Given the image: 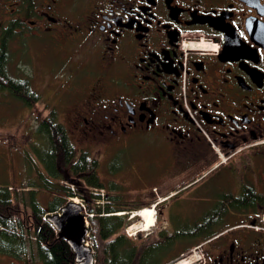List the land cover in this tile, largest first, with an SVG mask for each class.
<instances>
[{"label":"flooded vegetation","instance_id":"flooded-vegetation-1","mask_svg":"<svg viewBox=\"0 0 264 264\" xmlns=\"http://www.w3.org/2000/svg\"><path fill=\"white\" fill-rule=\"evenodd\" d=\"M6 76L80 87L45 111L77 150H139L165 227L202 219L200 264H264V0H0Z\"/></svg>","mask_w":264,"mask_h":264},{"label":"trees","instance_id":"trees-1","mask_svg":"<svg viewBox=\"0 0 264 264\" xmlns=\"http://www.w3.org/2000/svg\"><path fill=\"white\" fill-rule=\"evenodd\" d=\"M0 89H7L24 105L34 106L37 110L39 124L36 136L39 138L46 135L49 143L46 156L42 159L45 173L38 174L42 186L54 193L47 206H43L36 197L33 178L27 184L29 188L23 189L24 185L15 187H21L20 191H11L8 183H0L1 254L22 256L27 251L29 241L33 240L34 253L42 264H75V255L66 239L60 237L46 219L48 211L59 210L67 201L66 196L73 195L81 197L86 211L92 213L87 220L94 264H164L201 240V228H189L201 226L198 224L202 221L201 218L178 222L171 217L172 225L168 230L162 229L144 236L142 233L136 236L126 235L124 227L129 222L127 215L111 214L120 209L115 203H111L117 196L106 195L105 199L108 201L102 205L96 202L100 198L99 188L104 187L97 173L99 160L96 156L87 150H77L64 124L57 121L54 111H45L46 106L38 103V94L26 82L0 79ZM33 162L30 154L26 156V163L31 168H34ZM29 171L32 173L33 170L29 167ZM21 191L28 194L27 201L19 196ZM242 206L243 204L230 203L224 204L223 208L227 212Z\"/></svg>","mask_w":264,"mask_h":264},{"label":"rangeland","instance_id":"rangeland-1","mask_svg":"<svg viewBox=\"0 0 264 264\" xmlns=\"http://www.w3.org/2000/svg\"><path fill=\"white\" fill-rule=\"evenodd\" d=\"M20 48L23 52L26 49V45L20 44ZM54 55L57 56L53 52V56ZM53 56L51 53V60H53ZM77 56L78 55H72L71 60L70 58L66 59L65 70L71 67L73 68L75 62H83L84 56H81V58ZM13 66L15 73L18 75L28 71L25 61H18L16 59ZM68 71L63 75H67ZM48 79L49 83H42L38 79L37 85L42 83V86H44V89L38 88V90L41 91L44 101L48 102L49 105L60 106L57 102L67 103L69 97L74 98L78 96V91L81 89L80 87L76 86L71 90L62 88L64 91H57V88H53L52 86L54 83L51 76H49ZM2 90L5 89H0V91ZM2 94L5 95L7 99L0 94V183H8L11 186V191H20L22 189L21 187H15L24 185L25 187L23 189H27L29 188L27 184H29L30 179L33 178L34 186L37 191L36 197L43 206H47L49 199L53 197L54 193L42 186V181L38 174L42 172L45 173L42 159L45 158L46 152L49 149L46 135L39 136L38 139H35L30 131H33L38 126V120L36 118L32 120L30 111H27L28 107L21 104L16 97L9 95L6 91L2 92ZM130 145L123 150L115 151V148L107 147V145H104L101 141L93 145L90 144V151L99 149L101 152V154L96 156L100 162L97 173L100 181L104 184L101 193H103L104 197L108 194L116 195L117 199L111 201V203H115L114 205L120 207V211H125L126 207L133 202H152L157 192L156 187L152 188L148 183L140 181L139 176L141 174V167L138 166L139 163L136 161V153L139 150L137 151V149L132 148ZM29 154L34 160L32 163L34 168H31V166L26 163V156H29ZM131 158L135 160H131ZM132 164L137 166L135 170L130 168ZM29 167L33 170L32 173L29 171ZM19 196L27 201V193L21 191ZM159 215L162 216H160V219L155 223V226H149V230L146 228L149 232H158L161 226L165 224L167 216L164 215V212H160ZM187 250L188 249L184 251V254L189 253L186 252ZM21 257L22 258H18L0 253V264H42L34 253L33 240L29 241L27 252ZM183 257L184 256H181L180 259L176 260L173 264H185L186 262H181Z\"/></svg>","mask_w":264,"mask_h":264},{"label":"water","instance_id":"water-1","mask_svg":"<svg viewBox=\"0 0 264 264\" xmlns=\"http://www.w3.org/2000/svg\"><path fill=\"white\" fill-rule=\"evenodd\" d=\"M47 220L59 231V236L66 239L75 254V264H93V254L83 244L87 228L78 203L68 201L60 208V214H49Z\"/></svg>","mask_w":264,"mask_h":264},{"label":"bare ground","instance_id":"bare-ground-1","mask_svg":"<svg viewBox=\"0 0 264 264\" xmlns=\"http://www.w3.org/2000/svg\"><path fill=\"white\" fill-rule=\"evenodd\" d=\"M140 216L143 218V223L137 222L136 224H134L133 227H137V228L140 227L139 229L144 230V229L148 228L149 226L153 225L154 215H153L151 209L143 208L141 210ZM191 259H192V255H185L181 262H183V263L186 262L185 264H189V261Z\"/></svg>","mask_w":264,"mask_h":264}]
</instances>
